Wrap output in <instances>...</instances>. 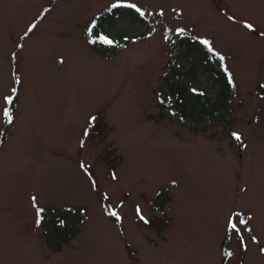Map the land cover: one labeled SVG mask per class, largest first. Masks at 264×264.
Wrapping results in <instances>:
<instances>
[{
	"label": "rangeland",
	"instance_id": "1",
	"mask_svg": "<svg viewBox=\"0 0 264 264\" xmlns=\"http://www.w3.org/2000/svg\"><path fill=\"white\" fill-rule=\"evenodd\" d=\"M171 83L219 101L213 116L176 120ZM261 249L264 0H0V264H264Z\"/></svg>",
	"mask_w": 264,
	"mask_h": 264
},
{
	"label": "trees",
	"instance_id": "2",
	"mask_svg": "<svg viewBox=\"0 0 264 264\" xmlns=\"http://www.w3.org/2000/svg\"><path fill=\"white\" fill-rule=\"evenodd\" d=\"M95 26V23L92 25ZM93 27L92 29H95ZM115 43H118L116 40ZM123 43V42H119ZM203 53L207 56L211 57V53L207 47L203 49ZM174 68V67H173ZM172 69V68H171ZM174 73L170 75V82L174 80ZM224 87V85L222 84ZM179 87L176 86L174 83H171L167 86V95L166 98L159 97V100L162 101L161 107L165 110H168L170 113L173 114L176 120L180 119L184 123L188 124H197L199 122L206 123L208 119L213 116L214 109L217 108L218 102H213L212 100L205 99L203 96L192 95V92H185V94H181L177 91ZM184 96V97H183ZM165 196V195H164ZM162 196V197H164ZM63 229H67L66 224H62ZM71 232L66 233L70 235ZM65 235V234H64ZM66 235L63 238L56 239L53 242H49L50 247L52 250H59L61 246V242L66 240ZM228 235L223 240L222 250L223 253L226 254V246Z\"/></svg>",
	"mask_w": 264,
	"mask_h": 264
},
{
	"label": "snow or ice",
	"instance_id": "3",
	"mask_svg": "<svg viewBox=\"0 0 264 264\" xmlns=\"http://www.w3.org/2000/svg\"><path fill=\"white\" fill-rule=\"evenodd\" d=\"M113 7H116V5H113ZM128 7L135 8L136 11L141 16L144 15V13L135 4L128 5ZM230 19H231V17H230ZM245 27L248 28V29H252L253 26L251 24H246ZM31 30L32 29L30 28L29 31H31ZM180 31L183 32V29H181ZM103 42L104 43H107V44H112L113 43V41L110 40V39H108L107 37H104L103 38ZM201 43H203L206 46L209 45V41H207V40H202ZM208 50L210 52L213 51V49L211 47H209ZM220 59L223 60V57L221 56ZM229 83H232V78H231L230 75H229ZM193 91L195 92L196 90L193 89ZM5 101H6V103L11 104L12 103V98L10 96L9 97H5ZM3 114H4V116H6L8 118V122L11 123L12 122V115L9 112V110L8 109H5ZM85 135H88V133L85 132ZM232 135L234 136V138L236 140H240L241 139V137H240V135L238 133H235L234 132V133H232ZM81 167H84V165H81ZM93 186H95V182H93ZM33 201H35V197H33ZM41 211H42V209H37V217H38L37 223H39V215H40V212ZM139 211L140 210L137 209V212L138 213H139ZM109 214L112 215V216H114V217H116L119 220V216L117 215V213L110 212ZM140 219L143 220L145 223L148 222L147 220H145V218L143 216H141ZM239 223L244 224V223H247V221L241 220V221H239ZM229 228L232 229V230H236L237 229V224L236 223H233L232 221H229ZM253 240H255V237H253ZM261 251H264V249H261ZM227 255H231V253H227Z\"/></svg>",
	"mask_w": 264,
	"mask_h": 264
}]
</instances>
